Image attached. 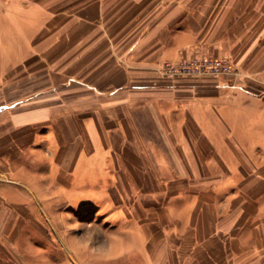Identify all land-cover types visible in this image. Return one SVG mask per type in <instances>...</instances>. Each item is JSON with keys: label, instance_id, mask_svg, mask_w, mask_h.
Returning <instances> with one entry per match:
<instances>
[{"label": "crops", "instance_id": "obj_1", "mask_svg": "<svg viewBox=\"0 0 264 264\" xmlns=\"http://www.w3.org/2000/svg\"><path fill=\"white\" fill-rule=\"evenodd\" d=\"M0 264H264V0H0Z\"/></svg>", "mask_w": 264, "mask_h": 264}, {"label": "built area", "instance_id": "obj_2", "mask_svg": "<svg viewBox=\"0 0 264 264\" xmlns=\"http://www.w3.org/2000/svg\"><path fill=\"white\" fill-rule=\"evenodd\" d=\"M160 71L171 77H222L232 76L236 68L225 56L191 54L183 55L177 61H165Z\"/></svg>", "mask_w": 264, "mask_h": 264}, {"label": "rangeland", "instance_id": "obj_3", "mask_svg": "<svg viewBox=\"0 0 264 264\" xmlns=\"http://www.w3.org/2000/svg\"><path fill=\"white\" fill-rule=\"evenodd\" d=\"M234 67H235V65H234ZM235 68H236V71H237L238 70L237 67H235ZM55 213H56L55 216L58 217V222H59L57 227H58L59 231H61L62 233L65 230V222L64 221H67V219H69V218H67L68 216L72 217V219H75L78 223L79 222L80 223L83 222V225H85V226L95 227V224L93 223V219H92L93 217L96 216L95 209L82 210V209H79V208L78 209L77 208L72 209V208H67V207H61V208H56L55 209ZM41 216H43V215L41 214ZM42 220H44V219L42 218ZM80 226L81 225H77L76 228H78ZM40 229H41V231H45V232L49 231L48 228H47V225H43V224L40 225ZM79 230L80 229H78V231ZM60 242L61 241L59 239H57V241H56L57 248L60 247V244H59ZM40 244L43 247L52 246V245H50L48 243L47 240H41Z\"/></svg>", "mask_w": 264, "mask_h": 264}]
</instances>
